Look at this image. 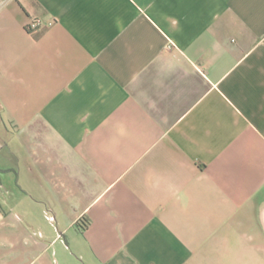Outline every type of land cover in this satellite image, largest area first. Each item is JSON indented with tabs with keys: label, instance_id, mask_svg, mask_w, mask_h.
I'll return each mask as SVG.
<instances>
[{
	"label": "crops",
	"instance_id": "1",
	"mask_svg": "<svg viewBox=\"0 0 264 264\" xmlns=\"http://www.w3.org/2000/svg\"><path fill=\"white\" fill-rule=\"evenodd\" d=\"M0 131V264H264V0H0Z\"/></svg>",
	"mask_w": 264,
	"mask_h": 264
},
{
	"label": "built area",
	"instance_id": "2",
	"mask_svg": "<svg viewBox=\"0 0 264 264\" xmlns=\"http://www.w3.org/2000/svg\"><path fill=\"white\" fill-rule=\"evenodd\" d=\"M53 23V21H50L48 24L51 25ZM44 25V20L41 17H34L31 18L27 24V29L28 30H38L41 27H43ZM174 45L173 42H169V44L167 45L168 48H172Z\"/></svg>",
	"mask_w": 264,
	"mask_h": 264
},
{
	"label": "rangeland",
	"instance_id": "3",
	"mask_svg": "<svg viewBox=\"0 0 264 264\" xmlns=\"http://www.w3.org/2000/svg\"><path fill=\"white\" fill-rule=\"evenodd\" d=\"M6 135H8L7 132L0 131V142L6 139Z\"/></svg>",
	"mask_w": 264,
	"mask_h": 264
},
{
	"label": "trees",
	"instance_id": "4",
	"mask_svg": "<svg viewBox=\"0 0 264 264\" xmlns=\"http://www.w3.org/2000/svg\"><path fill=\"white\" fill-rule=\"evenodd\" d=\"M82 228H85V225L81 226Z\"/></svg>",
	"mask_w": 264,
	"mask_h": 264
}]
</instances>
